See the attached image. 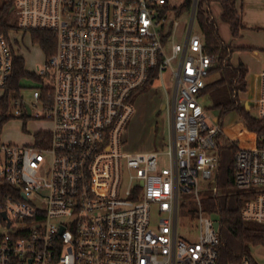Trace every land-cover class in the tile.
Instances as JSON below:
<instances>
[{
	"label": "built area",
	"instance_id": "1",
	"mask_svg": "<svg viewBox=\"0 0 264 264\" xmlns=\"http://www.w3.org/2000/svg\"><path fill=\"white\" fill-rule=\"evenodd\" d=\"M9 1L18 29L51 32L56 48L34 73L36 105L15 100L17 116L41 119L44 111L50 131L36 132L31 144H0V264H218L220 228L204 216L200 196L201 180L218 195L222 128L201 102L217 57L193 32L198 0L183 43L179 22L164 12L167 0ZM15 56L0 31L3 96ZM152 76L169 110V167L161 170L159 150L124 148L133 100ZM260 78L264 120V69ZM236 150L235 186L252 195L243 219L264 224V134ZM189 193L195 210L182 198ZM197 215L195 233L181 235L180 219Z\"/></svg>",
	"mask_w": 264,
	"mask_h": 264
},
{
	"label": "rangeland",
	"instance_id": "2",
	"mask_svg": "<svg viewBox=\"0 0 264 264\" xmlns=\"http://www.w3.org/2000/svg\"><path fill=\"white\" fill-rule=\"evenodd\" d=\"M9 0H0V12H2L4 5ZM169 5L179 7L185 0H168ZM219 7L214 9V21L218 26V31L221 39L226 44L233 42V35L229 25L220 20ZM4 22L7 23L12 30L9 32V38L15 52L24 59L26 70L30 73H39L46 69V55L38 44L32 41L30 33H24L18 29V20L13 12H6L3 14ZM169 20L179 22L177 39L178 43H183L184 35L187 26L190 23L189 14L185 13L177 15L175 11L169 14ZM170 22V21H169ZM168 22V28H169ZM167 29V28H166ZM193 32L202 36L201 29L198 22L195 20L193 25ZM236 37L235 39H237ZM233 48L236 46L251 48L252 50H233L231 63L234 66L243 64L248 69L247 82L248 91L241 97L246 104L249 103L250 113L254 118H258L257 97L260 91V74L264 69V56L259 58L253 55L254 50L262 52L264 55V45H230ZM169 53V49H168ZM170 54V53H169ZM177 60L173 63L177 66ZM166 87L168 89V99L171 101L173 94V73L168 70L164 74ZM216 76L210 77L208 81H212ZM23 89L19 92L11 93V109L9 115L11 119L3 126L0 134V144H31L33 136L39 131H50L51 124L45 119V112L41 110V106L34 108V114L41 110V119L34 117H20L16 115V110L19 108L15 106V100L22 104L36 105L33 97V91L38 89L39 84L32 79H27L23 82ZM3 96V91L0 90V98ZM202 104L208 108L207 112L212 121L222 119L221 128L222 133L218 138L219 145L224 148L231 147H253L257 142V136L251 132L243 117L236 111L229 112L222 115V112L213 108V100L211 96L206 95L201 97ZM168 104L165 91L161 87L160 81H156L152 87L147 89L142 95L133 100L135 113L128 123L125 134L124 148L128 152H148L151 150H159L161 155L158 160V169L169 167L168 156L164 155L166 151L165 143L168 137V122L169 110L166 108L162 110L163 105ZM170 106V103H169ZM210 122V121H208ZM213 184L211 181H200L202 206L205 210L206 199L211 194ZM182 198L187 201L188 207L194 209L192 198L193 194H183ZM204 216L208 217V213L204 211ZM198 215L193 218L180 219L179 233L181 235L194 234L197 229ZM252 261L254 264H264V246H258L252 249Z\"/></svg>",
	"mask_w": 264,
	"mask_h": 264
},
{
	"label": "trees",
	"instance_id": "3",
	"mask_svg": "<svg viewBox=\"0 0 264 264\" xmlns=\"http://www.w3.org/2000/svg\"><path fill=\"white\" fill-rule=\"evenodd\" d=\"M214 2L222 4V18L231 27L234 38L238 37L244 28L236 8V0H198L196 21L201 29L205 50L217 57L216 65L210 74V77L216 76V78L208 82L201 95L211 96L213 108L219 109L222 115L234 111L238 112L243 117L248 129L258 138L264 134V120L254 118L241 99V96L248 91V69L243 64L234 66L231 63L234 49H252L246 47L233 48L224 44L219 35L218 26L212 17L211 5ZM192 6L193 0H185L181 6L174 8L166 4L164 12L173 10L177 15H182L190 13ZM12 8V2L8 1L0 12V31L6 37L13 28L4 22L3 14L5 11L13 12ZM30 34L32 41L38 44L45 53L47 61L55 52V37L48 31H33ZM27 79L39 81L34 73L26 70L24 59L15 56L12 80L4 96L0 98V134L3 126L11 119L9 115L11 93H19L23 88V82ZM153 82L154 76L142 92L149 89ZM217 121L221 125L222 119L218 118ZM236 151V147L218 146L219 170L215 176L218 195L210 194L206 199L205 211L220 222L218 264H240L245 259L252 260V249L264 246V224L246 221L242 216L243 209L252 195L237 190L235 186L234 162Z\"/></svg>",
	"mask_w": 264,
	"mask_h": 264
},
{
	"label": "crops",
	"instance_id": "4",
	"mask_svg": "<svg viewBox=\"0 0 264 264\" xmlns=\"http://www.w3.org/2000/svg\"><path fill=\"white\" fill-rule=\"evenodd\" d=\"M167 5H169L168 0ZM217 7L220 8L218 9L219 18L220 20L224 21L222 18L223 7L220 2L212 3V17H214V9ZM236 8L239 12L241 24L244 28L240 31V35L237 39H235L233 36V42L229 44V46L264 45V0H236ZM224 44L228 45L225 42ZM236 47L240 48V46ZM253 55L259 58H263L264 56L262 55V52H259L258 50H254Z\"/></svg>",
	"mask_w": 264,
	"mask_h": 264
},
{
	"label": "water",
	"instance_id": "5",
	"mask_svg": "<svg viewBox=\"0 0 264 264\" xmlns=\"http://www.w3.org/2000/svg\"><path fill=\"white\" fill-rule=\"evenodd\" d=\"M246 108H247V110H250V106L248 104H246ZM165 109H166V105H163L162 110H165ZM219 228H220V222L216 221L215 222V229L219 230Z\"/></svg>",
	"mask_w": 264,
	"mask_h": 264
}]
</instances>
